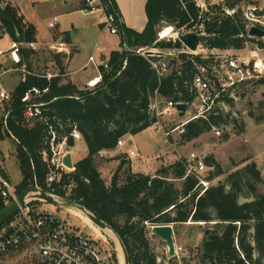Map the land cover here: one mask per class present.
<instances>
[{"label":"trees","instance_id":"obj_1","mask_svg":"<svg viewBox=\"0 0 264 264\" xmlns=\"http://www.w3.org/2000/svg\"><path fill=\"white\" fill-rule=\"evenodd\" d=\"M102 2L117 20L122 19L115 0ZM208 7L207 11L203 10L196 0H148L145 9L148 23L142 33L129 29L124 22L119 23L121 45L134 50L154 45L180 48L179 40L174 45L158 41L164 27H174L176 31L202 28L209 36L204 48L211 51L244 50L254 42L264 49L263 41L248 36L237 0L226 2L227 9L235 10L233 15L218 6ZM0 29L15 42H36V28L8 4L0 8ZM63 40L70 43L69 35ZM20 53L22 64L25 62L32 74L26 75L11 93L12 102L6 107L13 112L6 127L0 119V140L7 135L19 141L16 157L23 181L15 189L18 196L36 185L85 207L117 233L127 249L130 264H160V255L150 236L153 226L189 222L212 226L200 248L201 264H264V177L251 159L228 174L225 182L210 186L203 193L197 178L188 174L184 158L163 165L155 175L134 173L129 168L122 186L116 173L108 187L97 169L96 156L100 152L115 150L120 139L136 136L156 123L151 111L156 94L164 100L184 103L188 108L195 102L193 80L198 67L206 66L200 57L182 54L173 71L160 77L150 62L135 51H115L108 60L109 69H100L102 80L94 88L80 90L71 82L63 84L60 77L48 80L43 74L33 72L28 64L36 54L33 49H21ZM52 60L63 72L62 57L54 55ZM34 90H48L41 101L48 104L44 115L49 124L67 136L76 127L89 152L75 164L73 172L61 176L51 188L46 184L49 169L42 159L47 125L35 122L28 127L23 120L22 98ZM1 112L0 105V118ZM228 116L213 114L207 120L197 118L186 123L180 128L179 145L191 143L213 127L224 125ZM68 144L74 147L75 141L69 138ZM204 162L214 169L209 180L225 175L213 156L206 157ZM5 206L0 191V211ZM8 223L0 229V236Z\"/></svg>","mask_w":264,"mask_h":264},{"label":"built area","instance_id":"obj_2","mask_svg":"<svg viewBox=\"0 0 264 264\" xmlns=\"http://www.w3.org/2000/svg\"><path fill=\"white\" fill-rule=\"evenodd\" d=\"M83 2L85 10L90 13L102 14L104 29L108 30L112 35L119 34L118 25L123 22V19L117 20L113 14L109 13L108 6L102 0H83ZM226 2L227 0H211L210 5L221 7L226 14L233 15L235 10L227 9ZM252 2L242 8L248 36L252 27H258L264 30V5L258 3L256 0ZM4 33L5 31L0 29V38ZM162 40L164 38L160 35L158 41ZM176 41L177 39H174L172 42L175 44ZM24 45L31 48L34 47L33 43L24 44L14 41L9 49L4 51L0 49V81L5 75L13 72H20L24 77L32 74L25 66L21 65L20 51ZM59 45L54 46L53 49L61 53L64 51V47L62 44ZM127 50L135 51L137 54L146 58L160 77H164L172 72L174 67L173 63L179 60L174 58L177 54L190 55L194 53L191 51L190 53L185 51L176 53L175 48H161L155 45L153 47L138 48L135 50L127 47ZM7 54L13 62V67H7L3 62ZM105 68L108 69L109 66L105 65ZM198 71V74L195 75L193 80L196 99L189 108L187 107V113L191 109L195 111H193V116L186 123L197 118L207 120L213 114H228L227 111H224L225 108L234 106L236 101L245 97L246 93L255 88L264 78V59L259 58L258 54H253V57L250 59L245 57H231L228 54L222 56L220 53L218 56L215 55L210 67L200 66L198 67ZM46 77L50 80L54 78V75L48 74ZM96 85L94 82L89 83L90 88H94ZM33 92L26 93L22 98L23 120L24 125L28 127L33 126L35 122H41L47 125V135L45 137L46 148L42 152V159L49 169L46 184L51 188L54 183L59 181L61 176L75 170V168H67L64 164L66 155L71 153L73 148L69 146L68 139L72 138L76 142L82 140V136L76 127H73V130L68 136L58 133L49 124L47 117L44 115L45 111H47L46 107L48 104L41 101V98L43 93H47L48 90H44L43 92L34 90ZM11 102L12 94L1 89L0 105L2 112L0 119L3 122V127L7 126L8 117L13 112L6 107H10ZM177 105L178 103H175L173 100L160 98L158 94L155 95L151 104V111L157 119L152 127L156 129V132L163 133L167 139L172 133L180 130L186 124L184 123L181 127H175L171 130L165 127L164 121L166 118L179 114ZM226 129V126L212 128L216 136H221ZM12 138L16 139L14 137ZM126 144V139L122 138L118 141L115 150L102 151L96 156V159H105L110 154L123 149ZM139 156L140 154L135 151L128 153L130 159L138 158ZM179 159L181 160L183 158L180 157ZM186 160L188 174L197 178L202 193L205 192L212 186V182L205 176L208 167L204 160L194 153ZM72 187L73 185L69 189ZM0 191L6 205L18 196L16 191L1 174ZM65 210L71 212L70 209ZM10 224V227L3 229L5 234L9 231L10 233L5 236L1 235L0 238V261L3 258L10 257L12 254H16L12 264H119L117 249H114L105 238L97 235L93 231H89V229L87 230L84 227L83 220L81 223L71 218L57 219L50 213L35 211L28 204L20 210Z\"/></svg>","mask_w":264,"mask_h":264},{"label":"rangeland","instance_id":"obj_3","mask_svg":"<svg viewBox=\"0 0 264 264\" xmlns=\"http://www.w3.org/2000/svg\"><path fill=\"white\" fill-rule=\"evenodd\" d=\"M36 1L40 2V8L38 7L37 12H35V20L39 26L45 27V29H48L49 24L54 21L55 16L58 14V9H61L62 12L63 10H66V12H63V16L57 15V21L60 23L61 29L66 30L70 33L74 45L78 49H80V51L82 52V58L86 60L90 53H92L99 39L101 28L99 27L98 23L101 20L102 14L90 13L85 9L83 11H81V9H74L76 5L80 4L81 0ZM196 1L203 10L207 11L211 0ZM237 1V9H240L241 12L243 7H245L249 3H253V0ZM64 2H68V5H65ZM257 2L264 5V2ZM6 3L7 2L5 0H0V8H5ZM24 3H26L25 0ZM8 5L13 7V4L11 2ZM173 29L174 35L164 38V40L162 41L172 42L174 39H177L178 34H186L191 32L197 34H205L202 28H192L190 31H187L185 29L176 31L174 27ZM41 32L43 33V31ZM160 34L161 32L159 33V37ZM256 41L258 40L256 39ZM261 41L264 42V39H261ZM256 43L257 42L248 44L239 55L228 54V56L245 57L251 59L253 57V54H258L259 58L264 59V49H258ZM11 44V39L8 36L0 39V49L3 51L9 49ZM119 45L120 38L118 36L112 37L109 35V37L104 36L102 38L99 43V48L100 50H102V52L108 53L110 52V50L118 49ZM182 45L180 48H176L174 45L173 48L176 49V53L182 51L190 53V50ZM219 54H217L216 52H212L207 48H204L203 45L199 47L196 53L190 55L194 57H200L206 63V67H210L215 55L218 56ZM221 54L222 56L225 55V53ZM54 55H56V50H53L49 46L37 47L36 54L32 58H30L28 64L35 73L46 74L49 72L51 74H58L60 72V69L56 67L54 62H52V58ZM179 57L180 55L177 54V56L174 58L177 60L179 59ZM4 59L5 60H3V62L5 63V65H7V67L14 66L12 60L8 58V54ZM23 77V74L20 72H13L5 75L0 81V90L3 89L8 93H12L17 88ZM193 111L195 110L191 109L189 111V116H187L186 119H178L176 118V116L166 118L164 121L165 127L169 130L177 126L181 127L182 124L186 123L188 119L193 116ZM224 111H227L229 116L224 125H219V127H227V129L224 133H222L221 136H216L214 131L211 130V132L203 135L199 139L191 143L182 145L183 147L178 148V153H175L174 146L172 144H176L180 133H172V135L168 138V140L172 143L171 144L169 142L167 143L165 141L166 137L164 136V134L156 132V129L154 127H150L144 133L138 135L132 142V144L128 146L132 150L140 151L143 155L144 160H147V158H149L148 162L157 161V158L161 156L159 160H162V163L164 165L174 163V161L166 159L174 157L175 154L177 155V159L179 157L186 159L191 153H195L203 160H205L208 156H213L221 165L223 171L225 172V175L212 180V186L217 185L220 182H225L227 175L239 168L244 167L245 163L243 162L247 159H251V161L257 163L264 177V83H258L255 88L246 93L245 97H242L239 101H236L234 106L225 108ZM5 137L6 138L4 141H0V174L15 190L23 181V174L16 157V147L18 143H16L13 138H9L7 135H5ZM88 153V147L85 141L80 140L75 142V149L73 153L74 162L86 158L88 156ZM121 157L123 158L124 154H121ZM112 160V156L109 155L105 159H99L96 161L99 167L101 166L107 169ZM125 163L128 164L127 161ZM129 168L130 167H128V169ZM142 170L149 171L150 169L149 167H147ZM212 170L214 171V169H211L209 167L208 170H206L205 176L207 178L209 177V173ZM116 173L119 175L120 171H112L110 174L104 175L105 180L108 184L110 183V178L112 181ZM177 184L178 186H180V182H178ZM35 186L36 185H32L30 188ZM28 203L35 211L50 213L57 219L71 218L82 223V220H80L76 215H73V213L65 210L64 208H58L51 204L35 200H30ZM10 226L11 224L9 222L8 226H6L5 229ZM84 227L87 230L89 229V231L95 232L85 223ZM173 227L175 231V243L177 251L176 256L173 257V260H170V257L168 256V249L166 244L157 238H152V235H150L153 240V245L156 248L157 253L160 255L159 263L201 264L199 262L200 248L205 238L206 231H211L212 226L189 222L184 225ZM1 233V235H5L4 232ZM95 233L101 236L97 232ZM101 233L108 239L112 247L116 249L114 242H112V240L103 232ZM15 257L16 254H12L10 257L3 258L0 261V264H12ZM118 259L119 264H122L119 253Z\"/></svg>","mask_w":264,"mask_h":264},{"label":"crops","instance_id":"obj_4","mask_svg":"<svg viewBox=\"0 0 264 264\" xmlns=\"http://www.w3.org/2000/svg\"><path fill=\"white\" fill-rule=\"evenodd\" d=\"M5 1L7 2L6 4H10V2H11L13 4V7L17 8L19 10V13L21 14V16H23L25 18V22L28 24H32L36 28V42L33 43L34 47L31 48L27 45H24L21 49H33L36 52L37 47L49 46L50 48L53 49L54 46H60L59 44L63 45L64 51L61 53H58L56 51V55H60L62 57L64 71L61 72V70H60V72L58 74H52V75H54V78L60 77L62 79L63 84H67V83L71 82L80 90H84L87 87H89V83H91V82L98 84L102 80V73H101L100 69H101V67H104V69H105V65H108V60L110 59V55L115 51H119V52L127 51L128 46L122 47V45H121V34L112 35V34H110V32L108 30L103 28L102 16H101V20L98 23L99 27L101 28L99 39H98L97 44H96L95 48L93 49L92 53H90L88 58L85 60L82 58V52L80 51V49H78L74 45L70 33L66 30L61 29L60 23L57 21V17L59 15L63 16L64 15L63 12H66V10H63V12H62L61 9H58V14H57L58 16L56 15L54 18V21L49 24L48 29H45V27L39 26L35 20V14H36L35 12H37L38 7L40 8V5H39L40 2H38L36 0H25L26 3H24V0H5ZM147 1L148 0H115L117 6L119 8V11L121 13L123 22L126 25V27H128L129 29H132L138 33H142L145 30L147 23H148L146 11H145ZM257 1L264 2V0H257ZM64 4L68 5V2H64ZM82 4H83V7H82ZM74 9H81V11H83L85 9L83 0H81L80 4L76 5ZM41 31H43V33ZM107 33H109V34H107ZM67 35H69L70 43H67L63 40L64 37ZM109 35L112 37L118 36L120 38V45H119L118 49L110 50V52H108V50H107L108 53H105V52H102V50H100L99 43L104 36L109 37ZM5 36H8V35L6 33H4L1 38H4ZM55 37L57 38L56 40H55ZM9 38L11 39V42L13 43L14 40L11 37H9ZM128 48H130V47H128ZM130 49H133V48H130ZM212 52L239 55L242 52V50H239V51L238 50H228V51L213 50ZM8 58H9V56H8ZM91 59H93V60L91 61ZM3 60H5V59H3ZM21 62H22V57H21ZM52 62H54V61L52 60ZM177 62L178 61H175V63H173L174 67L177 66ZM178 64H179V62H178ZM21 65L26 67L25 62H24V64L21 63ZM55 65H56V63H55ZM56 67H58V66L56 65ZM48 74H51V73L48 72V73L43 74V75L46 77V75H48ZM24 79H25V77L22 78V80H24ZM188 114L189 113H187V116H189ZM176 118L181 119L179 117V114L176 116ZM144 132H142V133H144ZM175 132H177L176 134L181 133L180 130L175 131ZM142 133H140V134H142ZM140 134H138V135H140ZM138 135L125 137V139L127 141L126 146L123 149H120L119 151H117L116 153L110 154V156H112L113 160L111 161V163L109 164L107 169L103 168L101 166L99 167L97 165V169H98L99 173L101 174L102 178L104 179V181L108 187L111 185L112 181L110 178V183L108 184L107 181L105 180L104 175L110 174L112 171H117V172L120 171L119 186H122L125 183V179H126L125 173H126V171H127L126 169H128V167H130L134 173H142V174H146V175H155L156 172L162 167V165H164L162 163V160H159V158H161V156L157 158V161L148 162L149 158H147V160H144L143 155L140 151L132 150L129 148V146L132 144V142L135 140V138ZM4 140H0V141H4ZM14 140L16 141V143H19V141L17 139H14ZM165 141L167 143L168 142L171 143L167 138L165 139ZM177 144L179 145L178 140H177L176 144H172L174 146L175 153L177 152L178 148L183 147L182 145L178 146ZM74 149H75V146L72 148L71 153H70V154H72V158H73ZM130 151H135V152L139 153L140 156L138 158H133V159L131 158L130 159L128 157V153ZM121 154H124L123 158L121 157ZM176 156L177 155L175 154L174 157L168 158L166 160H171V161L175 162L180 158L179 157L177 159ZM187 158H189V157H187ZM151 159H153V158H151ZM97 160H99V159H97ZM78 161H80V160H78ZM78 161L74 162V159H73L74 166ZM126 161L128 162V164H126V165H129V166L123 165L121 168L122 163L126 162ZM96 163H97V161H96ZM147 167H149V169L151 171L150 170L149 171H146V170L143 171L142 170V169L147 168ZM174 237H175V235H174Z\"/></svg>","mask_w":264,"mask_h":264},{"label":"water","instance_id":"obj_5","mask_svg":"<svg viewBox=\"0 0 264 264\" xmlns=\"http://www.w3.org/2000/svg\"><path fill=\"white\" fill-rule=\"evenodd\" d=\"M249 36L250 38L264 39V30L258 27H252L249 31ZM177 39L191 52L196 53L199 47L206 44L209 39V36L207 34H197L191 32L186 34H178ZM177 109L179 111V117L181 119H186L188 112L187 105L184 103H180L177 105ZM64 164L69 169L75 168L73 164L72 154L69 153L66 155L64 159ZM30 200L42 201L58 208L81 211L90 219V221L97 228L102 231L110 230L115 234L123 252L124 264H130V258L126 247L110 225H108L103 220L99 219L96 215L87 210L85 207L80 206L73 201L67 199L64 200L63 198L57 197L54 194H51L38 186L26 190L0 211V229L9 221H11L20 212L22 208H25L29 204L28 202ZM209 233L210 230H207L206 235H208ZM151 235L166 244L168 249V256L170 258L176 256V243L174 237L175 231L173 225L153 226L151 228Z\"/></svg>","mask_w":264,"mask_h":264},{"label":"bare ground","instance_id":"obj_6","mask_svg":"<svg viewBox=\"0 0 264 264\" xmlns=\"http://www.w3.org/2000/svg\"><path fill=\"white\" fill-rule=\"evenodd\" d=\"M160 35H161L162 38H167V37L173 36L174 35V29H173V27H165L161 31V34ZM71 212L74 215H76L77 217H79L81 220H83V222L86 223L95 232H97L98 234H100L101 237H103L106 240H108L106 237H104V235L101 232H103L107 237H109L112 240V242H114V244L116 246L117 252L119 253V257H120L121 263L124 264L122 249H121V247L119 245V241H118L117 237L115 236V234L112 231H110V230H105V231L100 230L99 228H97L90 221V219L84 213H82L79 210H72Z\"/></svg>","mask_w":264,"mask_h":264}]
</instances>
